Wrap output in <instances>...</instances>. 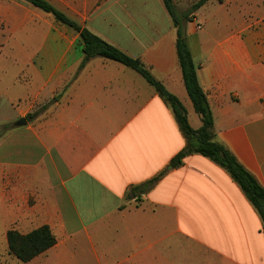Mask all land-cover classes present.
Segmentation results:
<instances>
[{"label":"crops","instance_id":"crops-1","mask_svg":"<svg viewBox=\"0 0 264 264\" xmlns=\"http://www.w3.org/2000/svg\"><path fill=\"white\" fill-rule=\"evenodd\" d=\"M46 1L140 59L202 127L163 0ZM9 2L0 12L9 46L0 54V264H264L261 217L229 173L199 154L170 168L186 139L144 77L104 58L77 73L79 35ZM186 33L216 140L264 187V0H210ZM165 169L141 202L127 198ZM42 226L55 246L28 263L9 254V231Z\"/></svg>","mask_w":264,"mask_h":264},{"label":"trees","instance_id":"trees-1","mask_svg":"<svg viewBox=\"0 0 264 264\" xmlns=\"http://www.w3.org/2000/svg\"><path fill=\"white\" fill-rule=\"evenodd\" d=\"M23 1L51 14L58 23L68 27L79 35L84 58L77 73H79L92 58H104L131 68L144 77V79L156 90L160 98L172 108L176 122L186 139L185 148L171 160L169 166L177 168L183 165L186 157L192 154H199L225 169L231 178L239 185L248 201L257 210L261 217L264 231V187L258 182L254 175L239 163L236 157L224 145L216 140L214 117L206 94L199 84L197 66L194 63L187 40L186 25L191 21L190 13L197 11L210 0H198L193 4L190 11L183 13L179 11L175 0H163L172 18L174 27L177 30L176 49L183 72L184 83L194 110L202 119V127L198 130L191 127L186 108L182 102L175 95L171 94L165 86L152 75L151 71L140 59L129 56L121 49L92 33L88 28L82 27L67 17L63 12L57 10L46 0ZM39 113L40 110L29 114L26 119L30 121ZM2 128L7 129V126ZM166 173L167 169L140 185L132 186L127 193V198L141 202L142 197L148 194ZM7 240L9 254L22 263L30 262L55 246L57 242L55 235L48 226H42L25 235L17 231H9Z\"/></svg>","mask_w":264,"mask_h":264},{"label":"rangeland","instance_id":"rangeland-1","mask_svg":"<svg viewBox=\"0 0 264 264\" xmlns=\"http://www.w3.org/2000/svg\"><path fill=\"white\" fill-rule=\"evenodd\" d=\"M9 0H0V12L7 7ZM195 2H192L191 0H185L184 2H181L180 5H176L180 12H188L191 10L193 4ZM190 19H194V12L190 13ZM196 29L200 30L202 29V25L200 23H196ZM7 29L6 25L2 23L0 19V54H4L9 50V46L7 45L8 41V35H7ZM2 65H4V61L1 62ZM4 128H0V133L4 132Z\"/></svg>","mask_w":264,"mask_h":264},{"label":"water","instance_id":"water-1","mask_svg":"<svg viewBox=\"0 0 264 264\" xmlns=\"http://www.w3.org/2000/svg\"><path fill=\"white\" fill-rule=\"evenodd\" d=\"M27 123V120L26 119H21L19 122H18V125H25ZM171 168V167H170Z\"/></svg>","mask_w":264,"mask_h":264}]
</instances>
